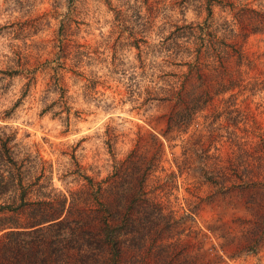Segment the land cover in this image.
Wrapping results in <instances>:
<instances>
[{
    "label": "rangeland",
    "instance_id": "1",
    "mask_svg": "<svg viewBox=\"0 0 264 264\" xmlns=\"http://www.w3.org/2000/svg\"><path fill=\"white\" fill-rule=\"evenodd\" d=\"M0 137V264H264V0H0Z\"/></svg>",
    "mask_w": 264,
    "mask_h": 264
},
{
    "label": "trees",
    "instance_id": "2",
    "mask_svg": "<svg viewBox=\"0 0 264 264\" xmlns=\"http://www.w3.org/2000/svg\"><path fill=\"white\" fill-rule=\"evenodd\" d=\"M46 108L47 107H45L44 109L46 110ZM0 142L2 143V146L0 147V154L2 155V156H0V160H3L2 158L3 157H7V159H9L8 161H6L8 164H11V165H15L16 164V162H14V160L13 159H11V157H10V154L8 153L9 152V149L6 147V141H5V139H3V138H1L0 137ZM1 162V161H0ZM18 186L20 185L21 186V181L19 180L17 183H16ZM100 185H98V187H99Z\"/></svg>",
    "mask_w": 264,
    "mask_h": 264
}]
</instances>
